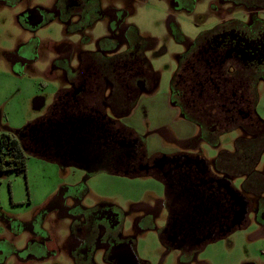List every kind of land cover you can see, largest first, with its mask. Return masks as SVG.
<instances>
[{"label":"flooded vegetation","instance_id":"flooded-vegetation-1","mask_svg":"<svg viewBox=\"0 0 264 264\" xmlns=\"http://www.w3.org/2000/svg\"><path fill=\"white\" fill-rule=\"evenodd\" d=\"M121 1L51 0L45 7L35 0H0V7H20L16 24L30 33L28 41L8 52L7 61L13 69L25 70L44 60L47 67L42 75L63 82L43 122L51 129L56 123L63 124L68 142L74 137V124L75 128L82 125V139L92 143L82 170L165 177V164L175 162V157H149L144 138L122 123L142 95L158 88L160 75L146 55L158 42L140 33L129 20L132 8ZM165 1L170 6L165 13L168 44L182 46L176 55L170 104L181 120L196 127L193 138L187 140L195 152L184 164L198 185L177 187L173 182L170 196L158 201L154 209L144 207L135 226L154 224L166 210L168 218L159 231L167 253L179 251L181 264H208L199 260L208 244L252 223L258 225V236L264 235V116L258 111L264 85V0H203L214 23L194 39L183 35L176 16L183 11L192 14L200 0ZM52 23L60 25L62 34L44 43L37 32ZM99 24L106 27L103 36L94 35ZM234 130L240 132L234 151L221 149L220 137ZM35 133L26 131L22 139L33 142ZM35 140L26 150H41L42 139ZM57 140H52L51 147L47 144L49 157L64 166L63 160L55 158ZM131 144L136 149L127 154L123 147ZM204 145L218 150L212 158L202 149ZM76 189L83 185L50 199L31 222L17 223V231L9 221L15 236L12 242L0 241V257L15 255L26 263L63 255L72 264H98L95 258L101 250L107 264H135L128 256L132 251L137 264H149L138 259L133 239L122 238L120 208L110 204L83 207L86 191L76 195ZM242 203H246L247 214L240 223ZM53 212L54 221L69 222L68 234L59 242L44 227ZM25 231V247L17 249L14 243Z\"/></svg>","mask_w":264,"mask_h":264},{"label":"rangeland","instance_id":"rangeland-1","mask_svg":"<svg viewBox=\"0 0 264 264\" xmlns=\"http://www.w3.org/2000/svg\"><path fill=\"white\" fill-rule=\"evenodd\" d=\"M50 2L51 0H35L36 4L45 7H48ZM120 4L132 8L129 20L142 35L158 42L157 46L146 52V55L153 69L160 75L158 88L154 92L142 95L131 114L125 117L122 123L132 129L136 135L144 138L149 157L166 155L177 148L180 138H193L196 133V127L190 122L181 120L179 112L175 111L167 101L177 67L176 55L182 49V46L176 42L169 45L165 34L167 28L165 13L170 6L165 0L135 2L122 0ZM207 9L206 3L200 0L192 14L185 11L178 13L176 20L186 38H196L214 23L210 20ZM19 13L20 7L13 9L0 7V134L15 135L17 131L45 117L56 98L58 87L64 85L59 79L51 80L42 75L47 67L44 60L25 70H15L8 63V52L13 50L17 43L30 39V33H26L16 24V16ZM105 31L106 27L99 24L94 35L103 36ZM61 34L62 28L57 23L45 26L37 32V36L42 40H55ZM41 53L45 59V52ZM260 94L262 100L258 111L264 116V85L260 87ZM239 135L238 130L223 134L220 137L221 149L234 151L235 141ZM202 149L206 151L207 157L218 151L205 145ZM81 185L83 189H76L74 193L77 192V195L82 190L86 191L82 197L83 207L94 208L98 205L110 204L120 208L124 214L122 238L134 240L140 261L149 264H181L179 251L172 250L167 253L161 241L159 230L167 221L166 210L154 224L143 222L136 227L137 217L145 212L143 209L146 206L137 207L131 199L137 195L142 197L144 194L146 197L148 194L146 192L150 190L160 191L161 186L154 179L116 175L106 171L88 175L84 170L62 166L60 163L50 162L28 153L26 174L14 171L0 174V241L3 239L13 241L15 232L11 231L12 223L13 229L17 231L19 228L17 223L31 222L50 199L66 193L71 187ZM236 185L240 187L241 181L238 180ZM68 202L71 204V199ZM155 206L156 203L152 208L154 209ZM55 218L53 212L44 227L53 236H57L56 242H59L58 239L68 234L69 222L54 221ZM9 221L12 223L9 224ZM56 230L60 231L57 233ZM258 235V225L252 223L246 229L208 244L201 251L199 260L208 264H244L247 263V259L256 256L263 259L264 238ZM11 236L12 239L9 240ZM27 236L26 231L20 235V239L14 243L17 249L25 247ZM95 259L98 264H107L103 260L101 250H98ZM0 264H72V262L63 255L52 260L26 263L21 262L15 255H2Z\"/></svg>","mask_w":264,"mask_h":264},{"label":"water","instance_id":"water-1","mask_svg":"<svg viewBox=\"0 0 264 264\" xmlns=\"http://www.w3.org/2000/svg\"><path fill=\"white\" fill-rule=\"evenodd\" d=\"M48 122H43L39 127H31L28 131L29 132H36L37 134L40 133H45L46 131H44V127ZM53 129H50V134H51V139L54 140L55 138H58L57 143H56V147L58 149V151L55 154V158L63 160L64 166H71V167H75L78 169H83L84 168V164L87 162V159L91 156V153L88 152L89 147L92 146V143L87 141V140H83L82 139V133H83V129H82V125H79V127L75 128V124H74V129H73V136H77L76 138L71 137V142L66 139L67 137V128L60 123H56L54 125H52ZM27 131V126L24 127L22 130L17 131L15 134L17 136H19V139L21 140L22 138L25 137V132ZM42 147L41 150H26L25 152L28 154H31L33 156L36 157H49L51 156V151H49L48 149V145L46 143V141L44 140V138H42ZM84 143V145H83ZM88 143V144H87ZM83 145V146H82ZM125 148V152L127 154H132L134 153L136 147L135 144H131L129 145V147H123ZM93 151H97L96 149H93ZM203 162H206L205 159H203ZM103 168L106 169V167L103 166ZM117 173V170H115ZM119 174V173H117ZM124 175H128L127 173H125ZM171 175L169 174L167 176V180L168 183L166 184L167 187L172 188L174 186L172 180H170ZM238 192H241L238 190ZM246 207V203H242V208H243V212L244 215L242 216L240 223H243L244 219L246 218V214L247 212L244 210ZM129 251V249L127 250ZM128 256L131 257L132 261L137 264V260L134 257V253L132 251L128 252Z\"/></svg>","mask_w":264,"mask_h":264},{"label":"crops","instance_id":"crops-1","mask_svg":"<svg viewBox=\"0 0 264 264\" xmlns=\"http://www.w3.org/2000/svg\"><path fill=\"white\" fill-rule=\"evenodd\" d=\"M42 41L44 43H47V40H45V39ZM63 88H64V85L62 87H58V89L56 91V98L61 93ZM167 101L170 104V95H168ZM171 107H173V106L171 105ZM173 109H175V111H177L176 108L173 107ZM50 139H51V135H50ZM188 139H189V137L180 138L179 144L177 145V148L172 150L171 153L166 154V155H162V154L156 155L159 157H164V156L175 157V159H174L175 162H171V163L166 162V164H165L166 166L165 165L164 166L167 168L168 173L165 177H162V176L161 177L160 176L159 177L144 176V177L154 179L155 182L161 186V190L160 191L150 190V191L146 192V194L148 193L146 197H144L145 194L142 197H139L138 195L135 196L134 198L131 199V202L134 205H137V207H141V206L145 205L148 208H152L153 204L157 203L158 201L165 200L167 195L170 196L169 187L166 186V184L168 183L167 176L169 174L171 175L170 180H172V182L176 183L177 187H180V186L190 187L192 185H196V186L198 185L197 183L193 184L192 181H194V180H193L192 175H191V170L187 166H185V164H184V162L186 161L188 156H190L191 154H193L195 152V149L193 148V146L189 142H187ZM210 157L212 158V156H210ZM262 197L264 198V195ZM142 215H139L137 218L141 217ZM261 237L264 238V235H262ZM262 258L263 259L256 256V257L247 259L246 260L247 263L246 262L245 263L246 264H264V257H262Z\"/></svg>","mask_w":264,"mask_h":264},{"label":"trees","instance_id":"trees-1","mask_svg":"<svg viewBox=\"0 0 264 264\" xmlns=\"http://www.w3.org/2000/svg\"><path fill=\"white\" fill-rule=\"evenodd\" d=\"M136 103L137 100L134 102L133 105H136ZM46 118L48 117L41 118L35 121L34 123L27 125V131L32 126L39 127V124L42 123ZM43 129L46 132L44 134L40 133L39 135L35 133L36 134L35 137H32L34 139L33 142H30V140L27 139L20 140L19 137L16 135H10L4 133L0 134V174L10 171L26 174L27 153L25 152V149L29 148L27 144L34 145L36 138H38L40 142L41 139L44 138V140L50 147L52 145V140L50 139L51 134L49 132L51 129L50 124H47ZM42 159H45L50 162H58L52 157H43ZM92 173L93 172H90L89 174L91 175Z\"/></svg>","mask_w":264,"mask_h":264}]
</instances>
